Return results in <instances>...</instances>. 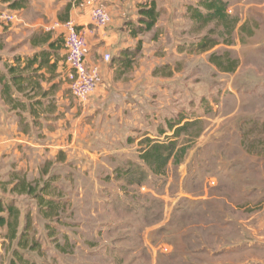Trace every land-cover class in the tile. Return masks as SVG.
Returning <instances> with one entry per match:
<instances>
[{"label":"rangeland","instance_id":"obj_1","mask_svg":"<svg viewBox=\"0 0 264 264\" xmlns=\"http://www.w3.org/2000/svg\"><path fill=\"white\" fill-rule=\"evenodd\" d=\"M132 2L120 27L132 47L103 66L113 84L104 81L109 101L96 108L121 111L123 125L90 147L100 161L92 178L72 166L33 181L12 173L38 194L47 185L51 212L0 179L1 205L19 211L17 236L27 225L35 244L18 248L0 227V264H264V0L228 2L229 36L192 20L199 0H158L155 27L140 33L148 0ZM0 38L9 56L10 33ZM204 38L216 45L198 51ZM146 138L174 144L164 167L142 161Z\"/></svg>","mask_w":264,"mask_h":264},{"label":"crops","instance_id":"obj_2","mask_svg":"<svg viewBox=\"0 0 264 264\" xmlns=\"http://www.w3.org/2000/svg\"><path fill=\"white\" fill-rule=\"evenodd\" d=\"M24 1L25 4L21 8L11 10L0 0V11L8 10L16 14V19L11 24H0V36L10 33L12 40L9 56L3 55L0 58V71L5 72V66L9 64L16 67L14 58L31 57L41 51L48 52V63L40 69L38 64H34L26 72H21H35L36 75L27 90L13 96L21 103L19 106L12 108V105L5 104L0 95V179L10 182L15 177L12 173L17 172H21L27 181H33L40 175L48 177V166L52 170L53 166H72L77 167L76 170L79 167L87 168L89 174H82L91 177L95 172L90 171L96 168L100 161L91 158L93 155L96 157V151L92 152L90 147H97L103 134L116 131L115 120L120 121V126L123 125L124 116L121 111L101 110L97 113L96 108H101L109 101L104 81L113 84L109 78L105 79L103 66L108 63L102 60V56L124 55L126 49L132 47L120 27L128 12L126 7L129 5L131 8L134 2ZM150 1L155 2L159 13L158 0H148ZM96 7L104 9L110 17V22L104 28L96 27L92 22L91 12ZM68 22L74 24L76 30L85 38L87 65L97 67L101 75V82L91 97L82 102L75 100L68 90L66 50L62 43L66 31L65 24ZM51 43H54L53 47H50ZM21 70L22 67H19L15 72ZM25 84L26 82L22 81L20 85L23 88ZM117 88L122 90V85H114V89ZM101 119L108 122L104 128L102 123H99ZM105 140L104 144H111L108 139ZM85 154L89 157L83 162L84 165L80 161L78 163L77 157ZM64 156L66 157L63 159ZM46 161L47 166L43 167ZM76 170L73 171L77 174Z\"/></svg>","mask_w":264,"mask_h":264},{"label":"trees","instance_id":"obj_3","mask_svg":"<svg viewBox=\"0 0 264 264\" xmlns=\"http://www.w3.org/2000/svg\"><path fill=\"white\" fill-rule=\"evenodd\" d=\"M230 0H199V5L197 7H190L188 8V13L191 12L192 20L199 21L201 25L205 26L208 23L216 22L223 26L224 31L229 36L232 31L234 30L237 20L233 18H229L227 15V6ZM2 3H6L7 7L11 10L19 9L24 4V0H1ZM159 17V13L156 10V4L154 1L148 2L143 8L139 10V19L140 25L143 27L142 32L140 33H147L149 32L157 23ZM1 39V38H0ZM203 43L199 42L196 46L198 51H208L212 49L216 44L213 41H209L207 38H204ZM54 43L50 44V47H53ZM3 49L1 40H0V51ZM211 60H213L214 56H211ZM213 62V61H212ZM16 67L9 64V66H5V72L0 71V95L2 100L5 104L12 105V108L15 106H19L20 102L17 98H13L15 94L27 90L33 82V78L35 77V72L30 74H22L21 72H26L27 69L31 68L34 64H38V68L44 66V64L48 63V52L41 51L37 54H33L31 57H24V58H14L13 62ZM23 65V66H21ZM130 65V64H128ZM22 67V70L16 73V69ZM50 68H54V66H50ZM234 68L226 69L225 72H232ZM26 82V84L21 87V82ZM146 142L149 144L148 148L145 149L141 153V159L144 163L149 164L150 167L155 168L156 165L159 167H164L173 152V146L166 145L163 143L155 142L146 138ZM167 146L171 147L168 148ZM163 151H168V155L165 156L162 154ZM185 149H182L181 152L184 153ZM15 181V182H14ZM12 185L10 188L11 194L16 195H30L34 196L35 200L37 201L38 205L45 203L46 211H52L53 209V200L47 198L45 193L49 191L47 185L43 186L38 194L35 186L26 182L25 179L15 176L12 181L7 182L6 185ZM42 209V207H41ZM7 212V216H2L1 214ZM48 216V214H47ZM18 218H19V211L11 205L2 206L0 203V227L7 228V237L9 240L16 239V246L21 249L30 248L34 250L35 244H30L27 246L28 243V229L26 227L23 228L20 235L17 236V228H18ZM14 255L17 259H21L19 252L15 251ZM11 264H13L11 262Z\"/></svg>","mask_w":264,"mask_h":264},{"label":"built area","instance_id":"obj_4","mask_svg":"<svg viewBox=\"0 0 264 264\" xmlns=\"http://www.w3.org/2000/svg\"><path fill=\"white\" fill-rule=\"evenodd\" d=\"M16 19V14L12 11H0V24L9 25ZM91 19L96 27L104 28L110 22L109 15L100 7L93 8ZM65 34L63 43L66 50L65 63L68 67L66 78L68 90L71 96L77 101H85L93 94L100 83V73L97 67H90L86 63V41L74 24H65ZM110 55L104 54L102 60L106 63L110 61ZM164 251L166 250L163 248Z\"/></svg>","mask_w":264,"mask_h":264}]
</instances>
